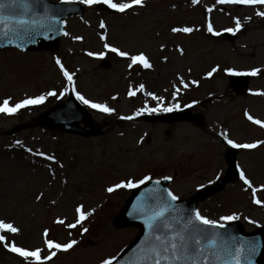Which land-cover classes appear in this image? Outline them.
I'll use <instances>...</instances> for the list:
<instances>
[{"label": "rangeland", "instance_id": "obj_1", "mask_svg": "<svg viewBox=\"0 0 264 264\" xmlns=\"http://www.w3.org/2000/svg\"><path fill=\"white\" fill-rule=\"evenodd\" d=\"M145 4L123 14L109 8L101 11L98 5H85L84 16L67 21L69 35L64 36L55 53L45 49L27 54L0 51V102L11 97L15 104L47 91L55 90L59 94L70 88L55 64V58L59 57L75 73L77 91L116 109L113 115H107L84 105L93 123L81 127L103 133L91 139L39 127L14 136L2 135L18 124L32 123L40 114L75 96L71 91L61 99L49 97L45 104L22 109L14 116L0 114V219L14 222L22 229L16 242L28 248L43 246L45 228L51 230L50 238L58 242L80 241L70 252L59 253L51 264H100L102 259L116 258L136 237L138 229H115L113 225L132 190L108 193V187L147 175L153 179L172 176L171 191L185 200L201 189V185H214L217 181L209 184V180L216 175L221 179L227 171L224 147L228 145L221 132H227L238 143L264 140V129L245 118L248 112L264 120V97L250 94L264 91V72L250 80L249 94L240 97L231 90L229 75L224 71L264 69V18L255 15V11H264V7L221 5L217 0H201L199 4L191 0H145ZM208 8L213 11L207 12ZM249 16L250 22L246 19ZM236 17L240 18L243 29L234 41L207 32L209 18L215 30L226 33L225 28L235 27ZM101 21L108 26L110 44L131 54L143 51L153 67L142 70L141 66H135L129 70L127 60L108 53L106 60L110 66L105 69L103 59L88 56V52H106L100 39L105 31L99 27ZM173 27H193L199 31L175 34L171 32ZM77 36L83 40H76ZM179 48L184 49L183 55ZM217 65L221 71L207 78V73ZM180 77L189 83L188 89L182 87ZM193 80L199 81L198 87L190 83ZM140 84L145 85L146 92L163 96L165 106L179 103L183 110L192 104V114L200 117L202 124L148 123L139 121L141 116L120 119L135 116L145 104L157 106L156 101L143 93L135 97L127 95L130 87ZM175 87L181 88L177 99H173ZM161 113L164 112L155 114ZM17 140L23 146L16 145ZM27 148L54 155L56 162L33 155ZM238 162L254 186L264 184V146L239 152ZM245 189L238 180L223 193L201 202L198 210L211 219L235 213L247 230H254L264 225V207L254 204L251 190ZM41 193L43 198L37 200ZM257 196L264 200V192ZM79 204L93 212L83 225L89 229L88 233L81 234L79 226L68 229L54 223L57 218L74 223V209ZM12 255L0 246V264H23Z\"/></svg>", "mask_w": 264, "mask_h": 264}, {"label": "snow or ice", "instance_id": "obj_2", "mask_svg": "<svg viewBox=\"0 0 264 264\" xmlns=\"http://www.w3.org/2000/svg\"><path fill=\"white\" fill-rule=\"evenodd\" d=\"M62 4L79 3L94 7L97 5H106L107 8L114 10L117 13H126L133 8H143L146 6L145 0H60ZM193 4H199L201 0H191ZM221 5H244L253 9L264 7V0H217ZM19 10V15L14 14ZM213 8H208L207 12L211 13ZM255 15L264 18V11L257 10ZM250 22L251 16L246 17ZM64 23L60 20L59 14L55 12L46 0H0V39L8 38V42L12 43L14 38H22L23 36L44 35L45 32H57L59 24ZM235 27L225 28L223 32L236 35L243 29V24L239 17L234 18ZM99 27L104 29V33L100 35V39L104 42L103 48L106 52L93 53L88 52V56H95L98 59H104L108 53H113L118 57H121L128 61L127 68L133 69L135 66H141L144 69H151L153 64L149 57L140 51L137 54H131L126 50H122L119 47L113 46L108 42L107 24L103 21L100 22ZM207 32L214 36H221V31L215 30L211 19L207 21ZM194 31H199L198 28L193 27H173L171 32L175 34H187L190 35ZM64 36H68L67 31L63 32ZM76 40H83L82 36L75 37ZM17 48H21L20 44H16ZM178 51L181 55L184 53L183 48H179ZM167 60V57H165ZM55 64L59 67L63 77L67 80L70 88H65L63 92L57 93L55 90L47 91L44 94L27 97L21 101L13 104L11 97L4 99L0 102V114L8 116H14L18 114L22 109L29 107H35L43 105L47 102L49 97H55L61 99L69 91L75 94V98L83 105L96 112L113 115L116 109L110 107L106 103L94 102L91 99L86 98L76 89V82L74 80L75 73L70 72L60 60L59 57L55 58ZM191 71V69H189ZM219 65L212 68L207 73V78H211L215 73L220 72ZM227 75L235 77H258L264 72V69L260 67H253L248 71H237L234 68H227L224 70ZM180 84L184 89L189 88V83L184 81L183 77L179 78ZM193 85L199 86V81L193 80L190 82ZM167 91V89H165ZM181 92L180 87H175L173 92V99H177ZM138 93H143L146 96L151 97L152 100L157 102L156 107H149L147 104L143 108L136 111L135 116H121L120 119L133 120L138 116L144 114H155L158 112H174L180 110V104L174 103L170 106L164 105V97L156 95L153 92H146L145 85L140 84L138 87H130L127 95L129 97H135ZM253 96L264 97V91H252L250 93ZM116 99V97H113ZM187 107H193L192 104ZM245 116L248 121L254 125H258L264 129V120L254 118L248 112H245ZM220 136L226 142L228 146L233 149H246L255 150L264 146V140H259L252 143H238L229 138L227 132H221ZM15 144L23 146L22 142L17 140ZM27 152L43 157L47 161L56 162L54 155L45 154L42 151L33 152L31 148L26 149ZM61 168L63 164L59 165ZM165 180L171 181L172 176H165ZM220 179V175H216L215 179L209 180V184L215 183ZM239 179L243 185L246 186L245 190H251V196L253 203L264 207V200L258 198L257 193L264 192V184L257 186L253 185V182L245 174L243 169L239 171ZM151 175L144 176L143 179H125L119 183L108 187L106 191L113 193L119 189H137L142 185L152 181ZM156 185L161 183L160 180H155ZM205 185H201L203 188ZM153 189L148 190L149 199H160L162 202L158 207L150 213L145 212L143 208L139 211L144 213V225L146 227V235L141 242L139 249L137 250V256L134 264H252L251 258L256 254L258 245L254 241H246L230 233H220L219 231H213L215 229H224L231 222L238 221L240 216L233 213L231 215H224L219 219H211L201 214L197 209L194 214L190 215L187 219L183 216H175L172 220H169V214L179 212L175 207V201L179 200V196L175 195L172 191L166 190V199L161 197L152 196ZM43 198V193L36 197L37 200ZM56 203L55 200L52 201ZM94 211V210H93ZM75 222L69 223L63 218H57L54 220L56 225L64 226L68 229H76L81 227L82 233H88L89 229L83 227L84 222L89 219L93 212L85 210L83 204H79L74 209ZM249 223L255 224L256 221L249 220ZM174 225H179L175 227ZM50 229L45 228L42 232V247L28 248L22 245H18L16 238L22 234V229L14 222H10L6 219H0V246L6 249L8 252L18 256L22 259L24 264H49L52 262L58 253H68L73 250L80 241L71 239L67 242L61 243L55 239L50 238ZM9 236L12 238L9 239ZM115 257L102 259L100 264H114Z\"/></svg>", "mask_w": 264, "mask_h": 264}, {"label": "water", "instance_id": "obj_3", "mask_svg": "<svg viewBox=\"0 0 264 264\" xmlns=\"http://www.w3.org/2000/svg\"><path fill=\"white\" fill-rule=\"evenodd\" d=\"M50 7L59 14V18L64 23L59 24L57 32H45L44 35H33L23 36L22 38H14L12 43L8 42V38L0 39V48L5 47H16V44L21 45V50L33 51L43 46H50L51 50L54 51L58 48V40L63 36L65 19L73 15H81L84 12V8L81 6H59L50 3L46 0ZM14 14L19 15V10ZM40 42V43H39ZM17 48V47H16ZM232 88L239 95L245 94L248 88V81L246 79L233 78ZM179 114V115H184ZM178 116V115H175ZM148 121H165L167 123L179 122V121H193L188 115L182 117H174L173 119L163 118H146ZM81 122L90 123L91 118L76 104L73 100L69 101L66 105L57 106L50 110L46 114L42 115L38 120V125L46 126L50 129L62 128L66 132H72L76 135H83L91 137L99 134L95 132H85L79 128ZM195 123V122H194ZM29 126H18L11 133H17L23 128ZM236 156L237 152L230 150L227 155V161L229 164V172L223 178V180L215 188L204 190L199 195L187 200L185 202L175 201L173 202L179 212L169 214V220H172L175 216H183L187 219L190 215L194 214L197 209L199 202L204 201L206 198L218 194L223 191L228 183L235 182L237 180V167H236ZM169 181H164L156 185L154 182L146 184L138 188L132 198L128 201L127 205L116 220L117 226L122 227H139L140 234L135 241L123 252L122 256L114 262V264H134L137 256V250L139 249L141 242L144 240L146 235V227L144 225V213L140 212L139 209L143 208L145 212L150 213L155 210L158 205L162 202L160 199H149L148 190L153 189L152 196L161 197L166 199V190ZM179 227V225H174ZM213 231H219L220 233H230L246 241H254L258 245L256 254L251 258L252 264H264V229H260L253 234H247L239 223H235L227 226L224 229H215ZM247 264V261L244 262Z\"/></svg>", "mask_w": 264, "mask_h": 264}, {"label": "bare ground", "instance_id": "obj_4", "mask_svg": "<svg viewBox=\"0 0 264 264\" xmlns=\"http://www.w3.org/2000/svg\"><path fill=\"white\" fill-rule=\"evenodd\" d=\"M224 149H228L227 146H225Z\"/></svg>", "mask_w": 264, "mask_h": 264}]
</instances>
